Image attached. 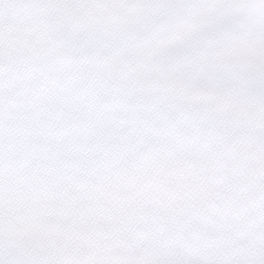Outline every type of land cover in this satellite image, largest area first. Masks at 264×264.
<instances>
[{"label": "snow or ice", "instance_id": "obj_1", "mask_svg": "<svg viewBox=\"0 0 264 264\" xmlns=\"http://www.w3.org/2000/svg\"><path fill=\"white\" fill-rule=\"evenodd\" d=\"M0 264H264V0H0Z\"/></svg>", "mask_w": 264, "mask_h": 264}]
</instances>
